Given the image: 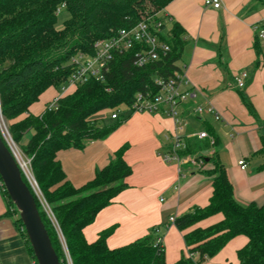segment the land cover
<instances>
[{
  "label": "trees",
  "instance_id": "16d2710c",
  "mask_svg": "<svg viewBox=\"0 0 264 264\" xmlns=\"http://www.w3.org/2000/svg\"><path fill=\"white\" fill-rule=\"evenodd\" d=\"M171 1L0 0L2 112L8 121H14L10 132L15 142H21L24 134L34 130L23 151L32 159L33 174L65 238L73 264H167L162 242H157L163 236L160 227L114 249L107 244L114 227L103 230L94 242H88L84 235V228L127 187L126 178L132 173L124 159L128 145L117 150L115 158L81 187H75L67 179L57 153L72 147L83 149L88 142L104 139L117 129L128 115L106 125L97 114L131 106L137 92L148 86L156 90L155 75H172L183 54L185 30L180 23H171L168 41L171 50L159 61L137 67L133 62L134 51L118 54L105 81L91 79L80 84L75 92L60 99L56 109L46 110L42 116L31 114L30 106L49 87L66 83L71 73L69 61L75 53L93 52L94 42L107 37L110 29L130 27L143 15L161 11ZM258 1L264 5V0ZM61 5H65L69 17L59 30L56 11ZM261 53L257 45L258 57ZM241 98L249 113L264 127L253 103L242 93ZM23 115L26 116L17 120ZM206 127L210 138L185 137V146L178 153L184 157L212 150L210 155H202L204 163H210L212 168L202 172L213 178V193L207 206H195L165 226L167 229L174 225L185 232L187 252L174 264H206L208 258L217 255L238 235L248 237L247 244L238 251L240 263L264 264V204L243 205L237 201L234 185L220 159L222 141L214 126ZM260 139L262 146L257 154L264 157V133ZM260 169H264V163ZM23 178L28 183L24 175ZM1 181L0 177L9 210L19 216ZM35 199L61 264H68L59 230L36 195ZM217 213L224 215L221 222L191 229ZM18 222L36 259L20 216Z\"/></svg>",
  "mask_w": 264,
  "mask_h": 264
},
{
  "label": "crops",
  "instance_id": "0c3cea01",
  "mask_svg": "<svg viewBox=\"0 0 264 264\" xmlns=\"http://www.w3.org/2000/svg\"><path fill=\"white\" fill-rule=\"evenodd\" d=\"M221 2L220 8H214L205 6L204 0H172L161 10L171 23H180L184 28L185 46L177 64L187 66L191 83L200 91L199 103L211 102L220 119L211 114L198 116L192 104H186L180 112L185 125L179 130L175 119L165 113H128L127 119L106 138L92 140L83 149L72 147L57 153L67 179L81 187L115 158L117 150L128 145L124 159L132 173L126 178L127 187L84 228L88 242L96 241L103 230L114 227L107 244L112 249L119 248L160 227L167 264L178 261L187 252L185 232L174 225L167 229L165 226L170 217L209 204L213 178L202 170L212 166L206 162L198 168L186 159L167 162L162 156L170 149L174 133L183 138L197 137L196 133L208 131L207 125L215 127L222 141L220 159L234 185L237 201L243 205L264 204V169H260L264 157L257 154L264 127L249 113L241 98L242 93L264 120V49L253 27L264 18V5L258 0ZM257 45L262 51L260 57ZM243 71L248 78L246 85L239 88L235 79ZM50 88L55 90L49 95L45 91L30 106L31 114L41 115L60 87L47 90ZM211 153L207 150L197 155ZM242 159L247 163L246 169L239 165ZM18 218L17 213L9 210L0 187V264L37 262ZM223 219L224 215L217 213L191 229L206 228ZM247 242V236H235L206 264H241L238 251Z\"/></svg>",
  "mask_w": 264,
  "mask_h": 264
},
{
  "label": "built area",
  "instance_id": "2783aa9c",
  "mask_svg": "<svg viewBox=\"0 0 264 264\" xmlns=\"http://www.w3.org/2000/svg\"><path fill=\"white\" fill-rule=\"evenodd\" d=\"M204 4L207 7L220 8L222 2L221 0H204ZM63 8H65V5H61L57 9L56 14L59 15ZM170 27L171 20L166 16L164 17L161 11H156L143 15L138 22L130 27L110 29L107 37L99 38L94 42L93 52L78 51L70 58L71 73L68 80L60 86V92L50 101L46 110L52 111L56 109L60 99L75 92L80 84L91 79L105 81L110 71L111 63L118 54L134 51L133 62L137 67H145L152 62L161 60L171 50L168 42L171 37ZM253 27L256 38L264 49V18L255 22ZM247 78L248 73L246 71L237 75L235 79L237 87L243 88L246 85ZM153 84L156 90L148 86L144 90L137 92L132 105L128 107L122 106L115 110L112 114V119H122L128 113H165L175 119L179 130H182L185 124L180 118V112L186 104H192L193 112L198 116L211 114L216 119H220V114L211 102L208 101L205 104L199 103L200 91L191 83L187 75L186 65H178L174 73L168 77L155 75L153 77ZM7 121L2 112L0 98V133L22 168L24 176L31 184L36 197L59 230L53 212L33 174L32 159L29 157L28 159L24 158L19 152ZM195 135L200 139L211 137L205 130ZM184 146V138L174 133L171 147L162 156L163 159L167 162H182L186 159L196 167L201 168L204 165L201 155H188L184 157L179 155L178 151L183 149ZM239 165H241L242 169L247 168V163L243 159L239 161ZM169 221L173 223L175 217H170ZM59 234L65 249L67 262L68 264H73L65 238L60 230ZM157 242L161 243L162 237Z\"/></svg>",
  "mask_w": 264,
  "mask_h": 264
},
{
  "label": "water",
  "instance_id": "95a60500",
  "mask_svg": "<svg viewBox=\"0 0 264 264\" xmlns=\"http://www.w3.org/2000/svg\"><path fill=\"white\" fill-rule=\"evenodd\" d=\"M23 170L0 133V177L19 211L38 264H61L48 230L40 215L31 184L24 180Z\"/></svg>",
  "mask_w": 264,
  "mask_h": 264
},
{
  "label": "rangeland",
  "instance_id": "374dc122",
  "mask_svg": "<svg viewBox=\"0 0 264 264\" xmlns=\"http://www.w3.org/2000/svg\"><path fill=\"white\" fill-rule=\"evenodd\" d=\"M158 12H159V11H158ZM68 17H69V13H68V11L66 10V8H63L62 11H61V13L58 15L57 28H58L59 30L62 29V28L64 27V25H63L64 20H66ZM54 90H55V89H53V88H50V90H46V95H49V94L52 93ZM47 91H48V92H47ZM57 91L60 92V88H59V90H57ZM56 95H57V94H56ZM45 111H46V110H45ZM45 111H44L41 115H39V116L44 115ZM124 112H125V111H124ZM113 113H114V110H105V111H103V112L97 114V116H98L99 118L102 119L103 123H105L106 125H110V124H113V123L115 122V120L112 119V114H113ZM125 113H126V112H125ZM23 116H24V115H23ZM20 119H23V117H22V118H18L17 120H20ZM17 120H16V121H17ZM7 124H8V126H9V128H10V124H11V122H10V121H7ZM30 132H31V133H30ZM33 133H34V130H30V131H28L26 134H24V136H23L21 142H19V143L16 142V145L18 146V150H19V152H20L21 155H22L24 158H26V159H28V156L24 153V151H23V146L28 142L30 136H31ZM11 135H12V134H11ZM12 138H13V136H12ZM13 140H14V139H13ZM14 141H15V140H14ZM44 210H45V209H44Z\"/></svg>",
  "mask_w": 264,
  "mask_h": 264
}]
</instances>
